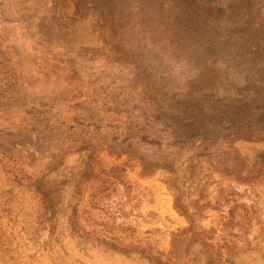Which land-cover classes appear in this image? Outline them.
<instances>
[{"label":"rangeland","instance_id":"374dc122","mask_svg":"<svg viewBox=\"0 0 264 264\" xmlns=\"http://www.w3.org/2000/svg\"><path fill=\"white\" fill-rule=\"evenodd\" d=\"M0 264H264V0H0Z\"/></svg>","mask_w":264,"mask_h":264}]
</instances>
